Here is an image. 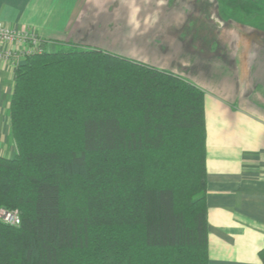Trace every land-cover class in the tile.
Segmentation results:
<instances>
[{"label": "trees", "instance_id": "16d2710c", "mask_svg": "<svg viewBox=\"0 0 264 264\" xmlns=\"http://www.w3.org/2000/svg\"><path fill=\"white\" fill-rule=\"evenodd\" d=\"M205 92L68 46L25 59L0 157V264H209ZM264 263V249L260 252Z\"/></svg>", "mask_w": 264, "mask_h": 264}, {"label": "crops", "instance_id": "0c3cea01", "mask_svg": "<svg viewBox=\"0 0 264 264\" xmlns=\"http://www.w3.org/2000/svg\"><path fill=\"white\" fill-rule=\"evenodd\" d=\"M132 1L0 0V21L34 29L48 49L64 44L97 49L175 73L201 88L206 94L209 264H264L259 255L264 249L263 6L242 8L251 16L237 19L236 6L229 7L231 16L219 5L209 15L204 3L211 0H199L202 5L193 11L200 17L187 21L183 41L169 46L152 40V32L140 36L127 28L134 13L125 21L124 4ZM157 49L166 51V59ZM15 78L13 66L0 62V157L8 159L17 154L10 112Z\"/></svg>", "mask_w": 264, "mask_h": 264}, {"label": "rangeland", "instance_id": "374dc122", "mask_svg": "<svg viewBox=\"0 0 264 264\" xmlns=\"http://www.w3.org/2000/svg\"><path fill=\"white\" fill-rule=\"evenodd\" d=\"M199 0H133L128 3L125 2V8L123 10L125 21L128 19L131 20V12H133V24H127L130 29H133L132 32L137 34L141 33L140 36H143L147 32H152V40L166 42L167 45L174 44V42H182L181 39V30L186 28L187 21H191L200 17V13H196L195 7H200L202 4L198 2ZM110 4V3H108ZM201 4V5H200ZM205 12L209 15L218 10V5L220 6V11L223 14L233 15V12L229 11L230 6H236L237 8V19H247L251 15L242 14L240 9L244 8L246 10H251L254 8V11H257L259 5L264 7V0L256 2L255 0L250 3L248 0H237V2L224 1L221 2L211 0L210 2L205 1ZM105 9L106 5L103 3ZM262 7V9H264ZM256 8V10H255ZM193 11V12H192ZM191 12V13H190ZM235 13V12H234ZM246 16V17H245ZM263 16V17H262ZM264 20V12L262 15ZM216 19V17H214ZM204 20V19H203ZM209 20V19H208ZM211 22V20H209ZM196 24V23H195ZM185 26V27H184ZM194 28V26H193ZM53 45V43H51ZM68 44L56 45L54 48L47 49V51L53 52V50L58 51L62 48H67ZM46 47V46H45ZM44 47V48H45ZM76 47V46H75ZM141 51L149 55V50L145 47H141ZM158 57L165 58L166 51L157 49ZM168 55V50H167Z\"/></svg>", "mask_w": 264, "mask_h": 264}, {"label": "built area", "instance_id": "2783aa9c", "mask_svg": "<svg viewBox=\"0 0 264 264\" xmlns=\"http://www.w3.org/2000/svg\"><path fill=\"white\" fill-rule=\"evenodd\" d=\"M44 47L40 35L34 29L13 27L0 21V62L10 63L17 70L28 57L44 53L47 48ZM0 222L19 226L20 214L18 211L0 209Z\"/></svg>", "mask_w": 264, "mask_h": 264}]
</instances>
